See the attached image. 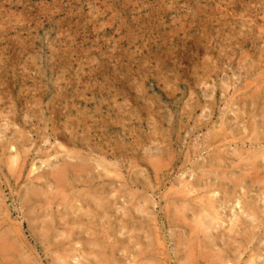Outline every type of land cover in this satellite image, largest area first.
I'll return each mask as SVG.
<instances>
[{"label": "rangeland", "instance_id": "374dc122", "mask_svg": "<svg viewBox=\"0 0 264 264\" xmlns=\"http://www.w3.org/2000/svg\"><path fill=\"white\" fill-rule=\"evenodd\" d=\"M0 264H264V0H0Z\"/></svg>", "mask_w": 264, "mask_h": 264}]
</instances>
